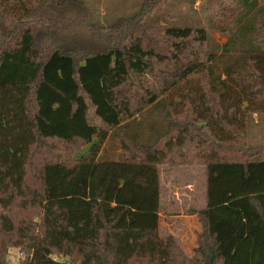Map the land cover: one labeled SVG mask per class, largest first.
Listing matches in <instances>:
<instances>
[{"label": "trees", "instance_id": "1", "mask_svg": "<svg viewBox=\"0 0 264 264\" xmlns=\"http://www.w3.org/2000/svg\"><path fill=\"white\" fill-rule=\"evenodd\" d=\"M210 3L222 46L204 26L147 24L164 0L111 25L84 0H0V264L10 247L20 264H157L161 167L188 165L206 168L207 205L193 253L169 255L264 264V148L245 138L264 112V19L245 21L257 0ZM151 105L167 121L153 142L114 133ZM112 134L118 160L101 158Z\"/></svg>", "mask_w": 264, "mask_h": 264}, {"label": "rangeland", "instance_id": "2", "mask_svg": "<svg viewBox=\"0 0 264 264\" xmlns=\"http://www.w3.org/2000/svg\"><path fill=\"white\" fill-rule=\"evenodd\" d=\"M90 10L93 21L102 25H111L121 18H129L137 14L144 0H84ZM238 1V0H236ZM259 6L248 14L245 21L251 20L255 27H260L261 20L264 19V0H257ZM213 5L210 0H164L163 7L156 9L146 17L147 24L156 27L168 26L170 24L204 26L214 44L226 43L229 36L221 31L217 18L213 15ZM263 12V13H262ZM238 26L234 27L233 31ZM160 32L156 29L153 38L159 39ZM226 60H219L216 65L220 70ZM124 129L113 130L119 135L128 134L139 139V142H153L158 135L166 130L167 121L160 109L156 105H151L145 110L122 123ZM118 130V131H117ZM112 133V131L110 132ZM245 138L250 147L264 148V112L255 113L249 117ZM52 146L51 153H61L63 144L50 140ZM49 150V147H46ZM121 143L113 136L106 140L101 158L115 159L121 158ZM264 151V150H263ZM261 151L259 158H264ZM88 152V146L78 152V156ZM177 169L169 172L167 166H163V187L161 192V212H160V257L157 264H176L177 259L169 255L170 245L175 242L180 245L184 252L193 253L196 246L197 231L199 223L197 217L192 215L194 209L200 208L203 194V170L202 168ZM7 259L9 263L20 264L25 258V250L17 247H10ZM24 256V259L21 257ZM56 256V255H55ZM55 258L63 261L68 257L58 255ZM142 264V263H134Z\"/></svg>", "mask_w": 264, "mask_h": 264}, {"label": "crops", "instance_id": "3", "mask_svg": "<svg viewBox=\"0 0 264 264\" xmlns=\"http://www.w3.org/2000/svg\"><path fill=\"white\" fill-rule=\"evenodd\" d=\"M179 167H186V168H202L203 170V194H202V197L200 198L201 199V204H203L200 208L198 209H194V210H202L206 207L207 205V181H206V168L205 166H202V165H188V166H179ZM175 168L173 169L172 171H169V172H173L174 170H177V169H183V168ZM163 166L161 167V190H162V187H163V174H162V171H163ZM161 212V211H160ZM160 222V221H159ZM161 227V225H160ZM197 241V240H196Z\"/></svg>", "mask_w": 264, "mask_h": 264}, {"label": "built area", "instance_id": "4", "mask_svg": "<svg viewBox=\"0 0 264 264\" xmlns=\"http://www.w3.org/2000/svg\"><path fill=\"white\" fill-rule=\"evenodd\" d=\"M24 259V256H21Z\"/></svg>", "mask_w": 264, "mask_h": 264}]
</instances>
